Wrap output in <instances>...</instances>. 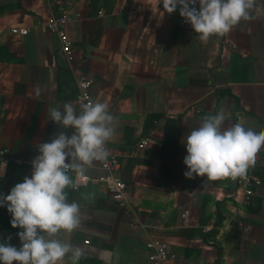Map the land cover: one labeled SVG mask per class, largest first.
<instances>
[{
    "label": "crops",
    "instance_id": "0c3cea01",
    "mask_svg": "<svg viewBox=\"0 0 264 264\" xmlns=\"http://www.w3.org/2000/svg\"><path fill=\"white\" fill-rule=\"evenodd\" d=\"M51 13L75 15L67 27L72 70L45 28ZM179 20V6L169 14L160 0H0V147L11 157L0 164V194L30 178L38 145L63 131L49 109L80 110L75 78L92 80L93 102L114 117L109 143L130 205L119 208L102 183L67 189L69 202L81 205V224L60 239L84 252L78 264H150L148 239L169 244L178 264H264V148L248 204L237 178L189 179L183 163L185 137L204 115L223 110L224 127L264 129V12L206 43ZM16 26L27 35H12ZM85 175L103 172L95 162ZM0 242L20 246L2 213Z\"/></svg>",
    "mask_w": 264,
    "mask_h": 264
},
{
    "label": "clouds",
    "instance_id": "9594fccd",
    "mask_svg": "<svg viewBox=\"0 0 264 264\" xmlns=\"http://www.w3.org/2000/svg\"><path fill=\"white\" fill-rule=\"evenodd\" d=\"M171 14L189 23L202 42L212 36H225L241 21H251L264 12L260 0H160ZM199 5V8L196 5ZM49 119L60 126L50 142L38 145L39 155L32 161L31 177H25L9 194H0V207L7 206L20 246L0 242V264H62L67 257L78 264L84 252L60 239L81 224V205L69 202L68 191H78L81 178L109 156L106 145L116 136L114 117L102 102L71 103L49 109ZM228 119L221 110L204 115L198 127L185 137L186 178L209 180L236 179L246 174L264 148V129L254 131L242 122L224 127ZM71 129V134L68 131ZM0 170V176H3ZM74 174V175H73ZM88 199L87 196L84 197ZM10 239V237H9Z\"/></svg>",
    "mask_w": 264,
    "mask_h": 264
},
{
    "label": "built area",
    "instance_id": "2783aa9c",
    "mask_svg": "<svg viewBox=\"0 0 264 264\" xmlns=\"http://www.w3.org/2000/svg\"><path fill=\"white\" fill-rule=\"evenodd\" d=\"M197 8L199 5L197 3ZM102 13V11H101ZM77 18V17H76ZM75 19V15L69 13L53 14L51 13L45 23L46 30L54 34L59 42L60 55L65 59L68 67L72 70V42L67 33L68 25ZM179 24L181 27H186L189 23L180 16ZM12 35L25 36L28 30L24 27H12L10 29ZM76 84V101L82 105L84 103L93 102L92 98V85L93 82L86 77L75 78ZM147 145L146 140L140 141L138 148H144ZM109 152L107 160L104 162H96L99 169L102 170L103 175L98 178H90L84 175L81 180V187L87 186L91 181L102 183L107 189L108 196L119 208H128L130 205L131 194L127 184L119 178L116 173L121 168V161L116 153L111 149L110 143L106 145ZM11 161L10 151L7 147H0V164L7 165ZM254 166V165H253ZM253 166H251L246 174L238 177L236 180L237 190L241 195V202L248 204L255 194L256 188L260 185V178L253 173ZM74 175V174H73ZM188 212L182 214L183 219L186 221ZM145 250L149 257L150 264H178V255L171 248L169 244L157 239H148L145 242Z\"/></svg>",
    "mask_w": 264,
    "mask_h": 264
},
{
    "label": "trees",
    "instance_id": "16d2710c",
    "mask_svg": "<svg viewBox=\"0 0 264 264\" xmlns=\"http://www.w3.org/2000/svg\"><path fill=\"white\" fill-rule=\"evenodd\" d=\"M0 213H2V214L4 215V223L7 225V227H8L9 229H11L12 231L17 232V233H18L19 231H21V229H19V228H13V227L11 226L10 221H11V219H12V216L8 214L6 208L0 207Z\"/></svg>",
    "mask_w": 264,
    "mask_h": 264
}]
</instances>
